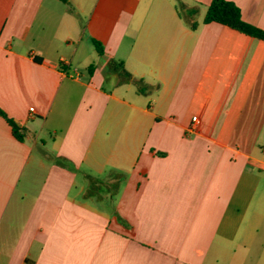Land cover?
Instances as JSON below:
<instances>
[{
	"label": "crops",
	"instance_id": "1",
	"mask_svg": "<svg viewBox=\"0 0 264 264\" xmlns=\"http://www.w3.org/2000/svg\"><path fill=\"white\" fill-rule=\"evenodd\" d=\"M210 2L0 0V264H264V41Z\"/></svg>",
	"mask_w": 264,
	"mask_h": 264
},
{
	"label": "trees",
	"instance_id": "2",
	"mask_svg": "<svg viewBox=\"0 0 264 264\" xmlns=\"http://www.w3.org/2000/svg\"><path fill=\"white\" fill-rule=\"evenodd\" d=\"M203 22L219 23L229 27L232 30L264 41V31L252 24L245 22L242 19L240 8L236 4L228 0H211ZM192 27H195V25H193ZM94 43L97 51L99 53H103L104 51L100 43L96 41H94ZM0 115L6 118V120L12 127V133L14 137L19 141H23L24 135L20 132V129L17 127V125L12 120L8 119L1 110Z\"/></svg>",
	"mask_w": 264,
	"mask_h": 264
},
{
	"label": "built area",
	"instance_id": "3",
	"mask_svg": "<svg viewBox=\"0 0 264 264\" xmlns=\"http://www.w3.org/2000/svg\"><path fill=\"white\" fill-rule=\"evenodd\" d=\"M31 111H33V108H31ZM196 117H193V122H195L196 121ZM192 129V128H191Z\"/></svg>",
	"mask_w": 264,
	"mask_h": 264
}]
</instances>
